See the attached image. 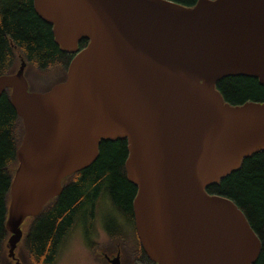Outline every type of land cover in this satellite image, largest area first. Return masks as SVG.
Masks as SVG:
<instances>
[{
	"label": "water",
	"instance_id": "95a60500",
	"mask_svg": "<svg viewBox=\"0 0 264 264\" xmlns=\"http://www.w3.org/2000/svg\"><path fill=\"white\" fill-rule=\"evenodd\" d=\"M60 50L64 81L29 90L25 62L0 76L22 119L5 226L22 223L90 165L101 140L127 138L134 226L154 264H252L261 243L243 212L205 187L264 150V102H225L226 76L264 85V0H33ZM88 40L78 49L79 39ZM110 264H120L119 253ZM16 259V258H15ZM15 264H20L15 261Z\"/></svg>",
	"mask_w": 264,
	"mask_h": 264
},
{
	"label": "trees",
	"instance_id": "16d2710c",
	"mask_svg": "<svg viewBox=\"0 0 264 264\" xmlns=\"http://www.w3.org/2000/svg\"><path fill=\"white\" fill-rule=\"evenodd\" d=\"M171 1L185 6L197 2ZM87 42L85 38L79 39L78 49ZM74 54L60 50L54 41L52 24L35 11L33 0H0V76L15 73L23 61L29 90L44 92L65 80ZM215 88L230 105L264 102V85L258 78L226 76L216 81ZM22 135V119L11 103L10 89L6 88L0 96V264H13L5 246L11 235L5 221L10 183L18 164L16 149ZM127 155L126 137L101 140L95 160L63 178L61 193L48 200L37 215L23 221L18 245L26 264H54L68 235L77 227L84 228L85 243L95 248L96 222L106 196L126 221L134 220L132 200L136 186L126 175ZM205 191L229 198L243 212L261 243L252 264H264V150L244 157L237 170L206 186ZM108 220L103 225L107 240L100 244L105 248L110 245L108 241L125 238L117 221L107 224ZM134 237L135 252L131 253L130 264H154L136 234Z\"/></svg>",
	"mask_w": 264,
	"mask_h": 264
},
{
	"label": "rangeland",
	"instance_id": "374dc122",
	"mask_svg": "<svg viewBox=\"0 0 264 264\" xmlns=\"http://www.w3.org/2000/svg\"><path fill=\"white\" fill-rule=\"evenodd\" d=\"M103 205L99 210L98 221L96 222V234L93 238L98 244L95 248L87 245L85 243L83 234L84 228H75V230L70 233L65 241L64 245L59 250V255L54 264H110L106 256L112 258L119 253L121 264H130L131 253L135 252L134 238L128 233L125 228H120L119 230L124 232L125 238L114 239V241H108L110 245L106 248L100 245L102 242L107 240V234L103 229L105 224L106 216L109 218L107 224L115 222L118 217L117 211L112 207L111 203L108 201V197L104 198ZM119 214V213H118ZM121 227V225H119ZM17 242L14 248V257L9 255L8 241H6L5 246L8 248L7 256L12 259L13 264L15 261L21 264H26L24 259H22L21 246ZM136 257V255H135ZM16 258V259H15ZM21 261V262H20Z\"/></svg>",
	"mask_w": 264,
	"mask_h": 264
},
{
	"label": "flooded vegetation",
	"instance_id": "af4514ba",
	"mask_svg": "<svg viewBox=\"0 0 264 264\" xmlns=\"http://www.w3.org/2000/svg\"><path fill=\"white\" fill-rule=\"evenodd\" d=\"M117 215H118V217L116 218V221H117L118 225H121L120 228H125L128 231V233L132 236V239H133L134 234H136L133 218L131 219L132 222H129L128 220L126 221V219L120 213L119 214L117 213ZM106 219H108L107 216H106ZM113 225H116V224H113Z\"/></svg>",
	"mask_w": 264,
	"mask_h": 264
},
{
	"label": "bare ground",
	"instance_id": "6f19581e",
	"mask_svg": "<svg viewBox=\"0 0 264 264\" xmlns=\"http://www.w3.org/2000/svg\"><path fill=\"white\" fill-rule=\"evenodd\" d=\"M119 259H120V256H119ZM120 264H121V262H120Z\"/></svg>",
	"mask_w": 264,
	"mask_h": 264
}]
</instances>
